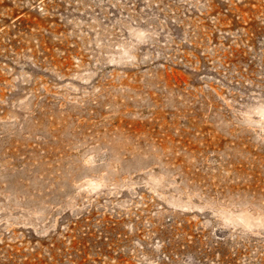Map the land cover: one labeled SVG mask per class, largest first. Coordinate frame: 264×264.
<instances>
[{
	"label": "rangeland",
	"instance_id": "rangeland-1",
	"mask_svg": "<svg viewBox=\"0 0 264 264\" xmlns=\"http://www.w3.org/2000/svg\"><path fill=\"white\" fill-rule=\"evenodd\" d=\"M0 264H264V0H0Z\"/></svg>",
	"mask_w": 264,
	"mask_h": 264
}]
</instances>
